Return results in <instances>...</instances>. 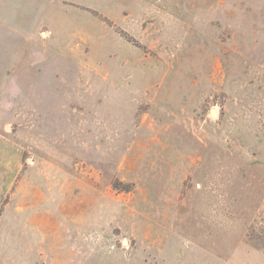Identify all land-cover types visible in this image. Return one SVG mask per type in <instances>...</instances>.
<instances>
[{"label":"rangeland","instance_id":"obj_1","mask_svg":"<svg viewBox=\"0 0 264 264\" xmlns=\"http://www.w3.org/2000/svg\"><path fill=\"white\" fill-rule=\"evenodd\" d=\"M0 264H264V0H0Z\"/></svg>","mask_w":264,"mask_h":264},{"label":"crops","instance_id":"obj_2","mask_svg":"<svg viewBox=\"0 0 264 264\" xmlns=\"http://www.w3.org/2000/svg\"><path fill=\"white\" fill-rule=\"evenodd\" d=\"M73 201V204H72V208L74 207V206H80L81 207V209H82V212L84 211V202H85V200H80V199H75V200H72ZM78 211V210H77ZM72 214H73V210H72ZM33 217V216H32ZM34 218V217H33ZM39 218V216L37 217V219ZM82 221H83V218H80L79 220H77V222H79V223H82ZM86 221V220H85ZM85 221L83 222V224L82 225H84V223H85ZM80 246V247H79ZM78 247L81 249L82 247H83V245H81V244H72V248H73V250L74 251H72V257H74V255H76V256H79L80 254L79 253H76L75 251L78 249ZM83 249H86V248H84L83 247ZM13 260V259H12Z\"/></svg>","mask_w":264,"mask_h":264},{"label":"trees","instance_id":"obj_3","mask_svg":"<svg viewBox=\"0 0 264 264\" xmlns=\"http://www.w3.org/2000/svg\"><path fill=\"white\" fill-rule=\"evenodd\" d=\"M116 184H114L113 185V187L115 188V189H119V188H117V186H115ZM129 189L128 188H126V189H124V191H128Z\"/></svg>","mask_w":264,"mask_h":264}]
</instances>
